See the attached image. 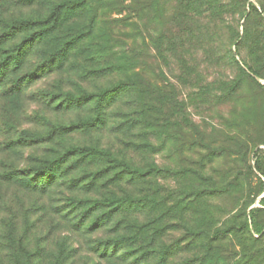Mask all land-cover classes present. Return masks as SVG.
Instances as JSON below:
<instances>
[{"label":"rangeland","instance_id":"1","mask_svg":"<svg viewBox=\"0 0 264 264\" xmlns=\"http://www.w3.org/2000/svg\"><path fill=\"white\" fill-rule=\"evenodd\" d=\"M60 1L0 0V264H264V0Z\"/></svg>","mask_w":264,"mask_h":264},{"label":"trees","instance_id":"2","mask_svg":"<svg viewBox=\"0 0 264 264\" xmlns=\"http://www.w3.org/2000/svg\"><path fill=\"white\" fill-rule=\"evenodd\" d=\"M134 1H136L135 2L136 6H134V8H140L141 10H144V9H148L149 6L152 5V10H153V7H155V9H158V3H159L158 1L159 0H155L156 1L155 4L152 3V2H149V0H143L142 2L140 0H134ZM107 4H110V5L115 4V1L107 0ZM249 4H250L251 8L256 9L255 6L252 3H249ZM84 5H86V1L85 0H62L60 2H57V3H55L53 5L50 14L46 18V20L42 22V24L43 25H47L48 28H50V27L55 28V27H57L55 25H57L59 23V20L62 17V15H63L64 12H66L68 10H74L76 8L83 7ZM130 6H131V4H130ZM258 10H259V13L264 17V8L263 7H259ZM22 23H25V22L22 21V20L14 21V24L15 25H21ZM191 30H192V28H191ZM81 31L82 30L75 31L74 33L71 34L72 37L73 38L78 37V36H76V34L81 33ZM258 35H260L262 37V40H263V49H264V29H262L261 31H259V34ZM169 41L172 42V39H170ZM133 79L136 80V78H133ZM129 82H131L130 78H125V80H124V82L122 84L123 87H125V86L128 87ZM109 92L110 91L108 89H105V90H103L102 92H100L97 95V100H96V104H95L96 105V108H97V111H101V109L103 108L104 100L106 99V96L109 94ZM22 138L23 139L32 140V141L33 140L40 139V137L39 136H36V134H32V133H28V132H23L22 133ZM72 150H74V152L80 153L82 155H86V154H99L100 153V151L98 149L94 148V147H73ZM108 160H109V162H111V165H108V166H110L113 169L114 168H117V169H115V170H117V171H115L116 176H121L122 171L129 170V165L125 161H123V160H118V159H116L114 157H110V158H108ZM50 164L51 163L49 161H45V162L42 163V165L34 167L33 170H35V171H44L47 168H49V165ZM256 169L264 176V167H262L259 163H257ZM134 172L137 173L136 175H138V176H140V175H142L144 173V172H142L140 170H137V169H135ZM95 174H96V172L93 173V174H91L92 176L94 175L92 177L93 181H95V179H96L95 178L96 177ZM129 199H131L129 196H125V199L124 200L130 201ZM78 202H80V201L78 200ZM93 202L94 201H92V203ZM114 203L115 202L111 201V203L109 202L107 204H109L111 206ZM114 206H116V204ZM84 209L86 211V208H84ZM253 212H254V210H251L250 211V213L252 214V216H253ZM98 219L99 218H96L94 220H98ZM144 225L145 224H141V226H139V227L142 228V226H144ZM257 231H259V230H257Z\"/></svg>","mask_w":264,"mask_h":264}]
</instances>
